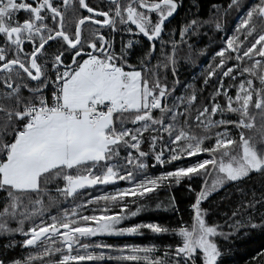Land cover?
<instances>
[{"label": "snow or ice", "instance_id": "snow-or-ice-1", "mask_svg": "<svg viewBox=\"0 0 264 264\" xmlns=\"http://www.w3.org/2000/svg\"><path fill=\"white\" fill-rule=\"evenodd\" d=\"M76 3L93 15L80 16L74 32L69 33L65 17L70 8L75 10ZM109 3L108 11H99L86 0H0V235L19 232L26 237L23 247L38 249L23 259H8L6 252L0 253V264H99L105 260L118 264H219L223 253L216 238L227 239L230 233L206 219L209 210L201 206L202 202L229 183L236 186L241 197L246 196L238 183L252 173L264 176V0L244 11L236 34L215 53L219 62L207 77L219 69L218 86L210 97L211 107L195 108L194 117L196 94L180 95L169 102L174 89L160 83L161 65L150 64L155 41L159 40L161 48L166 43L162 38L165 22L176 13L179 0ZM242 7L243 0H229L224 14ZM20 12L25 13L23 20ZM86 21L106 26L111 33L143 35L150 47L139 57L138 65L132 64L128 58L138 40L122 42L117 52L111 34L106 37L93 29L85 37L81 26ZM213 22L221 29L219 21ZM199 27L197 19L182 26L181 42L190 30L194 35ZM249 37L253 39L249 41ZM49 42L59 47L49 53ZM171 43L173 56L167 60L175 76L176 41ZM25 44L31 46L30 51ZM229 61L236 63L228 66ZM238 76L242 77L238 83L225 87L224 77L235 82ZM232 87L234 96L228 91ZM217 97L224 98L223 105ZM215 116L220 118L213 119ZM128 123L135 127H126ZM253 129L258 138L246 135ZM150 130L160 134L148 138L145 151L141 145L144 133ZM163 133H167V140ZM122 149L126 155H121ZM201 153L207 158L156 176L146 174L149 156L152 167H163ZM193 177H199L202 186L190 205V223L181 220L175 227L154 222L122 226L146 207L126 211L125 197L145 199L161 187L171 188ZM57 180L63 181V187L56 185L58 195L54 197L49 195L48 186ZM117 180L127 181L129 187L76 202L82 190ZM188 190L193 191L191 184ZM252 195L255 197V192ZM69 198L72 207H57L56 214L45 219L49 208L68 203ZM101 201L105 203L101 205ZM256 203H264V196L260 201L242 200L232 217L241 215L242 209H254ZM115 207L119 212L112 211ZM156 208L179 211L174 196L166 204L157 203ZM35 217L40 218L38 223ZM9 220L18 226L10 228ZM25 221L30 222L27 230ZM228 226L233 230L256 228L264 226V220L257 224L247 216ZM142 229L179 239L175 245L163 246V257L155 255L158 248L154 244L119 246L92 240L99 236H139L144 234ZM14 243L9 241L4 248L14 247Z\"/></svg>", "mask_w": 264, "mask_h": 264}, {"label": "trees", "instance_id": "trees-1", "mask_svg": "<svg viewBox=\"0 0 264 264\" xmlns=\"http://www.w3.org/2000/svg\"><path fill=\"white\" fill-rule=\"evenodd\" d=\"M31 2V0H29ZM58 2V0H57ZM258 0H243V7L239 10L232 9L224 14V10L227 9L229 0H179L180 6L176 13L165 22V27L162 32V38L166 42L163 48L159 40L155 41V51L150 58L151 66L161 65L158 68L159 79L162 85H166L169 89H174L170 93L169 102L180 95H190L191 93L196 94V101L194 102L192 117L196 115L195 108L201 110L205 105L211 107L210 97L218 86V77L220 76V70L216 69V74L211 78L207 77V73L211 67H214L219 62V57L215 56V53L226 46V41L229 37L235 35V28L240 22V17L244 14V11L252 4L257 3ZM91 7L99 11H108L111 6L109 0H86ZM216 5V8H213ZM217 9H220L218 12ZM87 15L82 9H79L78 3L75 5V10L70 8L66 14V30L69 33L74 32L75 23L80 16ZM19 18L23 20L25 13L20 12ZM153 18H155L153 14ZM101 19L102 18H98ZM197 19L200 22V27L196 30V34H191V30L186 34L184 42H181L179 30L182 26L189 23L191 20ZM219 21L222 25L221 29H217L215 22ZM207 22V23H205ZM257 31L260 30L259 23L257 22ZM118 27H123L118 25ZM93 29H99L100 32L108 37L110 34L114 37V46L117 52H119L122 42L126 43L128 39L138 40L139 42L130 50L133 54L128 58L132 64L139 63V57L143 55L150 47L149 42L143 35L138 37L129 36L127 33L116 32L111 33V29L108 27L101 28L97 25L84 24L82 26L83 34L85 37H89ZM133 30L134 26H133ZM243 39V36L240 37ZM253 38L249 37V41ZM176 41V49L174 58L176 60V75L173 76L171 70V64L167 60V57L173 56V46L171 41ZM191 45V47H189ZM59 45L52 43L51 47H47L49 53H51ZM27 51L31 50V46L25 44ZM67 57L68 54H65ZM86 58V57H85ZM70 62V57L68 58ZM79 59V58H78ZM259 59V57H257ZM247 63V58H245ZM236 61H229L228 66H232ZM167 65V67H164ZM151 76V73H149ZM208 78V84L205 85L204 81ZM242 77L238 76L235 82L231 81L229 77H224L225 87L229 83H238ZM178 81V83H174ZM258 86V83H257ZM230 95H235V88L228 89ZM222 105L224 104L223 97L216 98ZM158 115V111L154 112ZM226 118H234L231 114H225ZM219 116L213 117V119H219ZM191 122V121H190ZM126 127H135L131 123L125 125ZM231 128V126H229ZM222 129H213L212 131H220ZM197 131H199L197 129ZM233 136L238 140V135L233 130ZM160 133H153L150 131L144 133V143L141 145L142 150H148V138L151 135H159ZM164 139L167 140V133L162 134ZM246 135H253L258 138L256 130L252 132H246ZM213 141H206V144L212 143ZM159 148V144L157 145ZM133 154L135 155V150ZM121 155H126L125 150H121ZM167 155V153L165 154ZM207 158L206 153H201L192 157H183L180 161L172 162L171 164H165L163 167L156 165L152 167L153 160L149 156L147 163L149 164L146 174L151 176L159 175L162 172L174 170L178 166H188L192 163H196L199 160ZM211 182L209 178V183ZM59 184L63 187V181L57 180L50 184L48 187L51 189L49 195L57 196L55 192L56 185ZM191 184L193 191L188 190V185ZM202 186V180L199 177H193L191 181L185 179L180 185H175L171 188L161 187L157 191L148 193L145 199L137 197H125V201L128 204L127 210L135 211L140 205H146L136 217H132L129 220H125L122 226L132 225L139 222H154L167 227L179 226L180 221L183 220L186 223L191 222L192 209L190 205L195 201V195L200 191ZM129 184L127 181L117 180L115 184L110 185H97L93 188L82 190L83 195L77 198L76 202L81 200L91 199L96 196H101L107 193L114 192L117 188H128ZM238 187L243 189L247 193L246 196L241 197L240 193L237 192L236 186L229 183L224 188L213 192L208 196L206 200L202 202V207L209 210L206 219L211 223L215 222L222 226V231L230 233L227 239L223 237H217L218 245L222 250V257L220 258L219 264H264V226L262 227H240L233 230L228 225L235 220L244 219L250 216L252 221L260 224L264 220V203H256L255 208L242 209V214L236 217H232V211L240 204L255 199L260 201L261 197L264 196V176L257 173L250 174L249 178H245L243 181L238 183ZM255 192V197L252 193ZM2 195V194H0ZM227 195V198H225ZM170 196L175 197L176 206L179 211L174 210H163L157 209V203L166 204ZM33 199L35 196L33 195ZM45 203L48 202V197L44 196ZM27 202V201H25ZM105 202L101 201L103 205ZM72 199L69 198L68 203H60L58 206L49 208L48 213L45 215V219L48 214H56L57 207L63 209L65 207H72ZM96 205H89V208L95 207ZM113 212H119V207L112 209ZM85 214H90L85 212ZM231 218V219H230ZM39 217H35V222H39ZM8 226L10 228H16L18 225L16 221L9 220ZM30 226L29 221H25L24 228ZM143 235L139 236H99L94 237L92 240H103L106 243L123 246L124 244H135L139 246H150L156 245L158 251L155 255L163 257L164 245L173 244L175 245L178 241V237L160 234L156 235L151 233L148 229H142ZM19 232L12 233L10 235H0V253L6 252L8 259H23L30 252H36L38 249L31 247H23L22 241L25 239ZM14 241V247L5 249L4 245ZM99 251V250H96ZM54 258H58L54 257ZM35 264H39L36 261ZM99 264H118L116 261H102Z\"/></svg>", "mask_w": 264, "mask_h": 264}, {"label": "water", "instance_id": "water-1", "mask_svg": "<svg viewBox=\"0 0 264 264\" xmlns=\"http://www.w3.org/2000/svg\"><path fill=\"white\" fill-rule=\"evenodd\" d=\"M82 10H83L87 15H89V16H92V15H93V14L87 13V11L84 10V9H82ZM98 18H102V17H98ZM87 23L91 24L90 21H86V22H85V24H87ZM82 26H83V25H82ZM82 26H81V27H82ZM97 26H100V25H97ZM52 43H53V42H49L50 45H51ZM46 47H49V46L46 45Z\"/></svg>", "mask_w": 264, "mask_h": 264}, {"label": "built area", "instance_id": "built-area-1", "mask_svg": "<svg viewBox=\"0 0 264 264\" xmlns=\"http://www.w3.org/2000/svg\"><path fill=\"white\" fill-rule=\"evenodd\" d=\"M115 47V46H114ZM49 95H50V93H49Z\"/></svg>", "mask_w": 264, "mask_h": 264}, {"label": "rangeland", "instance_id": "rangeland-1", "mask_svg": "<svg viewBox=\"0 0 264 264\" xmlns=\"http://www.w3.org/2000/svg\"><path fill=\"white\" fill-rule=\"evenodd\" d=\"M232 135H233V133H232Z\"/></svg>", "mask_w": 264, "mask_h": 264}, {"label": "flooded vegetation", "instance_id": "flooded-vegetation-1", "mask_svg": "<svg viewBox=\"0 0 264 264\" xmlns=\"http://www.w3.org/2000/svg\"><path fill=\"white\" fill-rule=\"evenodd\" d=\"M103 19V18H102Z\"/></svg>", "mask_w": 264, "mask_h": 264}]
</instances>
